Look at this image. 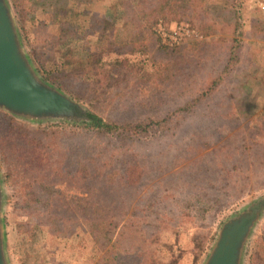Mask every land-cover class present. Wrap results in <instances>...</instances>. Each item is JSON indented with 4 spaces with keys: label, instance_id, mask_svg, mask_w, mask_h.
Returning a JSON list of instances; mask_svg holds the SVG:
<instances>
[{
    "label": "rangeland",
    "instance_id": "1",
    "mask_svg": "<svg viewBox=\"0 0 264 264\" xmlns=\"http://www.w3.org/2000/svg\"><path fill=\"white\" fill-rule=\"evenodd\" d=\"M5 1L14 21L22 50L40 79L76 101L85 111L98 113L104 118L122 120L138 117L155 118L160 117L165 109L161 102L153 101H146L147 106L150 107L145 109H138L139 107L135 106V108L125 111L117 107H109L102 98V94L106 95L109 89L105 88L107 80L101 82L103 91L97 87L92 93L87 91L90 85L80 86L79 94L83 95L85 100L78 101L59 89L48 79L50 75L45 76L41 71L42 65L37 63L43 62L44 65H50L49 60L55 57L56 51L59 49V44L55 42L59 36L62 37L64 46L71 50L70 56L74 57V62L78 63L85 59L89 53L95 54L96 57L100 54L98 72L111 71V74L114 70L124 73L129 66L132 68L133 64L135 65L134 70L137 72L151 73L154 70L152 64L167 60L165 51H171V49H176L174 53L177 55L182 53L186 59L192 60L194 56V52L191 50L192 45L210 41V36L200 35L198 28L200 22H195L194 25V22H190V17H187L186 12L174 8V3H171V7L163 9L154 21L143 24L146 19L152 16L144 19L142 13L138 12L139 4L137 3L142 1L141 3L146 4L153 1L152 5H154L156 0ZM201 1L205 7L211 9L206 14H203L205 11L203 6L195 9L198 11V17L203 20L202 27L209 20L219 22V19H222L221 11L218 12V9L215 8L219 0H200V3H202ZM241 2L244 5L246 1L241 0ZM193 4L198 5L199 1L194 0ZM132 9L136 14L130 17L133 23L128 25L125 20L128 16L127 12ZM262 16L264 13L259 17ZM198 17H195L194 21ZM237 18L242 19V11ZM98 20H109L108 24L112 25V30H106L101 35L99 31L98 36L97 33L93 32L92 34L93 26ZM134 23L138 26H135ZM139 25L141 28H138ZM60 27L70 29L72 33L62 35L61 31L58 32ZM240 29L239 32L243 35L234 38L239 41L236 47L241 45L239 57L240 61L243 60V64L241 71L238 69L236 75L239 76V81L252 82L249 96L255 108L249 109L246 104L240 106V114L238 116L233 114L231 118L235 119L232 120L219 118L213 114L201 117L197 115L201 114L199 110L196 116L188 117L182 121L178 129L171 135L147 138L135 146L137 154L142 156L140 158L145 168L148 163L149 173L143 177L142 184L135 185L134 189L141 187V195L137 197L142 196V201L148 200L153 204L151 209L153 215L149 220L135 221L134 225H128L124 230L125 235L117 247L133 261L131 264H135L136 260L132 258L136 255H144L143 258H146L149 253L156 260L155 264H203L212 250L222 225L258 203H261L262 208L244 246L241 264H249L253 260V254L262 248L260 242L264 241V163L261 161L264 159V43L259 41V45L254 42L252 45V39L248 35H244L247 30L245 24L240 26ZM144 30H146V34L143 33ZM147 31L152 34V37H147ZM189 31H193L197 37L191 36ZM161 32L167 36L166 39L162 38ZM215 33L217 37L224 38L221 41L234 40L231 36H221L223 33L218 30ZM178 35L180 36L178 37ZM132 36H134L133 41L131 40ZM97 37L103 39H97ZM174 37H178L176 42L173 41ZM131 47L132 50H130ZM124 58L127 59V63L120 66L118 62ZM200 60L198 61L202 63L203 60ZM191 64L192 62H189V66ZM202 65H200L201 68H194L196 78H190V81L193 82L196 79L199 85H203L207 77L206 74L205 77L202 76L201 71L203 70L202 73H205V69L209 67L205 68ZM112 75L113 77L117 76L116 74ZM84 77L79 79L84 80ZM150 81L156 82L157 78ZM229 82L233 83L232 80ZM194 84L197 85L195 82ZM240 93L244 96L243 91ZM124 95L130 97L133 105L135 104V92L125 91ZM104 98L111 99V96L106 95ZM219 98L218 96L211 97L208 100L209 105L214 107ZM87 99L91 102L86 101ZM96 99L98 100L96 101ZM174 102L180 103L181 100H168L165 105H171ZM204 107L202 108L204 109ZM214 109L219 110L215 107ZM250 110H253L252 116L249 114L245 116ZM12 118L28 130L49 126L68 129L83 126L82 122H34L22 118ZM237 136H240L241 139H236ZM250 137L257 142L253 148V154L250 151H245L243 156L235 154V157L244 158L245 163L252 164L253 172L250 174L245 172L246 165L244 163L241 165L242 171L247 176L249 175V180L243 181V184L248 183L244 194L239 199H235L231 192L234 191L232 187H225L222 192L219 188H211V184L217 186L219 180L226 177V174L221 176L218 171L211 170V166L217 162L216 158L225 157V152L232 153V146H239L238 144L241 143L248 144L246 139ZM185 147H188V152H184ZM205 163L206 165L202 167ZM150 167L153 170L150 171ZM4 169L5 166L0 160L3 196L1 222L8 264H100L101 247L96 245L80 227L74 226L73 228L77 237L74 235L63 236L43 227L44 224L40 222L38 214L27 217L20 213L16 204L15 192L4 179ZM133 175L135 177L134 173ZM201 175L203 176L201 177ZM202 181L207 185L204 199L221 196L224 199L222 202L224 204L218 202L215 204L216 207H213L214 209L203 205L199 211L204 209L205 212L200 216L195 213L196 209L192 205L189 207L186 204V201ZM66 186V180H61L56 185L63 192L79 193L75 188L70 189ZM250 187H252L251 190ZM155 217L159 226L155 231V239L150 242L148 235L152 229L143 226V223L154 221ZM138 218L141 217L138 216ZM135 223H140V225ZM139 262L138 264H143L142 260Z\"/></svg>",
    "mask_w": 264,
    "mask_h": 264
},
{
    "label": "trees",
    "instance_id": "2",
    "mask_svg": "<svg viewBox=\"0 0 264 264\" xmlns=\"http://www.w3.org/2000/svg\"><path fill=\"white\" fill-rule=\"evenodd\" d=\"M193 1L156 0L154 5H152L153 1L146 4L141 3L142 1L137 3L139 4L138 12L142 13L144 19L152 16L143 24L154 21L163 9L172 6L171 3H174V8L178 11L186 12L194 25L195 22H200L198 26L200 35L210 36V41L192 45L191 50L194 52L192 60L186 59L182 53L177 55L174 53L176 49H171V51H165L167 60L152 64L154 70L151 73L137 72L133 64L132 68L129 66L124 73L114 70L112 74L117 76L113 77L111 71L98 72L100 54L96 57L95 54L89 53L85 59L78 63L74 62V57L70 56L71 50L64 46V41L59 36L55 41L59 44V49L55 57L49 60L50 65L37 62L42 65L41 71L45 76L50 75L48 79L53 84L78 101L85 100V97L79 94L80 86L90 85L87 91L92 93L97 87L103 91L101 82L107 80L105 88L109 89L106 95L111 96V99H105L104 94L101 97L109 107L128 111L135 106L139 107L138 109L150 107L147 106L146 101L161 102L165 110L160 117L122 120L104 118L98 113L85 111L86 121H81L82 127L68 129L49 126L28 130L19 125L10 115L0 111V160L5 166L4 179L15 192L19 212L27 217L38 214L40 222L44 224L43 227L63 236L77 237L73 228L80 227L96 245L101 247L100 264H131L133 261L117 247L125 235L124 230L128 225H134L135 221H146L153 215L151 211L153 204L148 200L142 201V196L137 197L141 195V187L134 189L135 185L142 184L143 177L149 173L148 163L145 168L141 160L142 156L137 154L135 146L147 138L171 135L182 121L196 116L199 110L201 114L197 115L201 117L213 114L219 118L232 120L235 119L231 118L233 114L237 116L240 114V106L246 104L249 109L255 108L249 96L252 82L239 81V76L236 75L238 69L241 71L243 64V60L240 61L239 57L241 45L236 47L239 41L235 39L243 35L239 32L237 0H219L214 7L218 9V12L221 11L222 19H219V22L209 20L205 23L204 21L203 27L201 25L203 20L198 17V11L195 9L203 6L205 9L203 14L211 9L205 7L202 1L200 3V0L198 5L193 4ZM135 14L134 9L127 12L125 22L128 25L133 23L130 17ZM195 17L199 19L194 21ZM108 22L110 21L98 20L93 26L92 34L94 32L98 36L99 31L101 35L106 30H112V25ZM138 28H141V25ZM60 29L58 28V32L61 31L62 35L72 33L70 29L61 27ZM261 29L262 27H253L248 37H260L263 32ZM216 30L223 33L221 36L235 38L233 41H221L224 38L217 37ZM143 33L146 34V30ZM147 37H152L148 31ZM24 39L26 40L25 34ZM97 39L103 38L97 37ZM131 40H134V36ZM200 59L203 60L202 63ZM189 62H192L191 66ZM123 63H127L126 58L118 62L120 66ZM202 64L205 68L209 66L205 69V73H202L203 70L200 73L204 77L206 74L207 77L203 85H199L195 79L194 82L197 84L195 85L190 78H196L194 68H201ZM82 77L85 79H79ZM154 78H157V81L151 82L150 80ZM230 80L233 81L232 84ZM125 91L135 92L134 105L132 99L124 95ZM240 91H243L246 98ZM220 95L221 98H219ZM216 96L219 101H216L214 107L219 110L209 105L208 101ZM172 99L181 100V102L165 105ZM86 101L91 102L89 99ZM252 112L253 110H250L245 116L248 114L252 116ZM237 137L236 139H241L240 136ZM246 140L248 144L232 146V153L225 152V157H217L218 163L211 166V170L218 171L221 176L226 174L223 180H219V185L211 184V188H219L222 192L225 187H232L234 191L231 192L235 199H239L247 188L248 183L243 184L244 180H249V175L247 176L246 173L253 172L251 163H245V159L240 156L235 157V154L243 156L245 151L253 154V148L257 142L252 137ZM184 152H188V147L184 148ZM261 161L264 163V159ZM243 163L246 165V173L242 171ZM205 165L206 163L202 167ZM198 166L201 167V165ZM151 170H153L152 167H150ZM61 180H66V187L75 188L79 193H66L57 188L56 185ZM199 184L186 204L189 207L192 205L196 209L195 213L202 216L205 210L199 211L202 209L201 206L212 209L218 202L223 205L224 199L221 196L217 198L212 196L205 200L207 185L203 181ZM138 216L141 218L139 219ZM154 219L152 223H143V226L152 229L148 235L150 242L155 239V231L159 226L156 217ZM135 224L140 225V223ZM260 244L262 248L253 254V260L249 264H264V241ZM147 255L143 258L144 255L138 254L132 259L136 260L135 264L140 263V260L143 264H155L156 260L152 255L150 253Z\"/></svg>",
    "mask_w": 264,
    "mask_h": 264
},
{
    "label": "water",
    "instance_id": "3",
    "mask_svg": "<svg viewBox=\"0 0 264 264\" xmlns=\"http://www.w3.org/2000/svg\"><path fill=\"white\" fill-rule=\"evenodd\" d=\"M0 110L34 122L86 121L83 107L37 75L22 50L5 0H0ZM2 201L0 177V264H8L1 222ZM261 208V203L254 204L226 221L203 264H241L244 246Z\"/></svg>",
    "mask_w": 264,
    "mask_h": 264
},
{
    "label": "crops",
    "instance_id": "4",
    "mask_svg": "<svg viewBox=\"0 0 264 264\" xmlns=\"http://www.w3.org/2000/svg\"><path fill=\"white\" fill-rule=\"evenodd\" d=\"M245 1L246 2L243 5L241 0H237L238 15L242 11V19H239V23L241 27L243 26V24H245V27H247L246 34L244 35H250V32L253 31V27L254 28L262 27L261 29V31H263L261 32L262 33L261 36H263L262 40H260L261 36L257 38H251L252 39L251 44L254 42L259 45L260 42L264 43V16H262L261 18L259 17L260 14L264 13V0H245Z\"/></svg>",
    "mask_w": 264,
    "mask_h": 264
},
{
    "label": "built area",
    "instance_id": "5",
    "mask_svg": "<svg viewBox=\"0 0 264 264\" xmlns=\"http://www.w3.org/2000/svg\"><path fill=\"white\" fill-rule=\"evenodd\" d=\"M185 31H186V30H185ZM189 33H190L191 36H193V37H197V35H196L193 31H189ZM161 35H162V38H163V39H166V38H167V36H166L165 34H163V32H161ZM186 35H188V34H186ZM179 36H180V35H178V37H179ZM178 37H174V38H173V39H174L173 41L176 42V40H177ZM173 41H172V43H173ZM170 44H171V43H170Z\"/></svg>",
    "mask_w": 264,
    "mask_h": 264
}]
</instances>
